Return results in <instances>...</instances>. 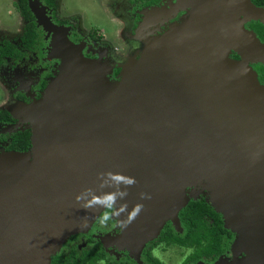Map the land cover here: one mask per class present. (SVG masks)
<instances>
[{
  "label": "water",
  "instance_id": "water-1",
  "mask_svg": "<svg viewBox=\"0 0 264 264\" xmlns=\"http://www.w3.org/2000/svg\"><path fill=\"white\" fill-rule=\"evenodd\" d=\"M191 2L187 27L121 97L99 100L110 67L71 54L62 39L69 61L52 79L58 86L37 146L0 160V264H50L108 201L123 221L116 240L137 260L166 222L181 233L177 213L190 200L182 189L194 180L212 186L215 200L205 202L237 234L242 264L264 259V86L248 66L264 57V45L236 19L264 23V10L249 0ZM27 4L35 21L58 29ZM81 62L84 77L75 71ZM28 152L36 160L18 167ZM162 193L177 204L163 217L162 206L141 203Z\"/></svg>",
  "mask_w": 264,
  "mask_h": 264
},
{
  "label": "rangeland",
  "instance_id": "rangeland-1",
  "mask_svg": "<svg viewBox=\"0 0 264 264\" xmlns=\"http://www.w3.org/2000/svg\"><path fill=\"white\" fill-rule=\"evenodd\" d=\"M27 1L33 10L35 8L40 9L42 17L47 18L48 22L52 24L47 15L48 11L42 6L40 0ZM144 1L146 0H53V9L50 11L54 12L57 19L67 23L68 27L53 31L51 28L48 29L42 20H36L44 33L42 45L38 46L34 52L24 51V57L20 61L4 59L0 64V109L1 107L6 108L16 119L14 125H0V138L7 139L16 131L31 130L33 126H37L39 132L42 133L47 110L41 114L37 112L36 101L38 100L32 101L30 108L14 104L20 108L18 115L12 113L11 108L14 106L12 102L21 82H25L28 87V92L25 91V95H31L30 100H34V95L37 94V84L47 75H52L55 72L56 64L54 61L47 60L46 50L57 33L62 34L63 40L69 43L70 53L80 58L89 57L94 58L93 61H100L102 58L100 53L107 51V61L103 63L109 66L111 71L110 74H105L106 79H104V83L101 84L98 92L101 95L98 97L99 100L106 101L109 97L107 95L119 94L116 96L121 97L125 94L127 89L143 75L151 61L187 27L192 18L193 5L191 0H159L157 5L150 8L151 11L144 7ZM219 1L228 2L229 0ZM12 3L13 0H0V44L11 43L21 49L19 37L24 23L14 10ZM154 16L158 18L156 22H152ZM240 18L241 16L236 19L243 29L245 23L258 19L255 16H246L243 17V20ZM91 31H94L95 36L101 37L98 42L91 41L89 36ZM70 40L81 42L73 46ZM230 56L229 53L228 57L230 58ZM114 66L119 70L115 76L111 75ZM248 66L250 67V65ZM19 75L24 77L21 78ZM26 76L30 77L29 80L25 78ZM255 78L259 86H264V75L259 79L257 76ZM24 79L26 81H23ZM6 145L7 142L0 143V160L6 158L3 151ZM35 160L36 154L28 152L27 159L18 167H28ZM211 189L212 186L205 180H194L192 184L186 185L182 192L189 199H203L209 204L215 200ZM114 211L115 208L112 203L106 202L98 218L94 220L96 222L90 226L91 233L96 231L109 233L112 231L117 226L114 227L113 224L117 221L114 217ZM260 213L264 221V206H261ZM119 222L120 225H123L121 219ZM228 229L231 230L230 227ZM84 234L71 235L76 237L73 240L69 239L71 236L66 238L56 255L66 253L71 246L78 247V249L93 247L92 244L85 242L88 236ZM148 250L154 258L163 264H181L182 260L191 252L189 249H180L173 245L158 242L154 246L150 245ZM123 251L110 250L109 253H105L104 261L96 264H142L140 256L137 260L132 259V261L128 258L129 254L126 255ZM240 254H242L240 251L231 246L230 254L228 253L227 256L220 257L208 264H242L245 261V255L241 256ZM246 264H264V259H257Z\"/></svg>",
  "mask_w": 264,
  "mask_h": 264
},
{
  "label": "trees",
  "instance_id": "trees-1",
  "mask_svg": "<svg viewBox=\"0 0 264 264\" xmlns=\"http://www.w3.org/2000/svg\"><path fill=\"white\" fill-rule=\"evenodd\" d=\"M52 1L44 0L46 6H51ZM251 3L256 7L264 6V0H251ZM12 6L24 22L20 37L21 46L29 50L39 39L34 16L28 7L27 0H13ZM252 29L258 39L264 43V24H254ZM91 37L93 40H98V37L93 35ZM4 57L19 58L20 54L12 45L3 44L0 46V59ZM0 121L10 122L12 119L7 112L1 111ZM29 148V132L24 131L11 136L7 152H26ZM177 218L181 233L174 231L171 224L166 222L162 226L156 241L190 249L191 253L184 259L182 264L207 263L217 259L227 249L230 237L223 228L221 216L214 212L203 199L189 200L178 211ZM141 255L144 264H163L152 257L147 250H142ZM100 260H104V256L101 252H98L97 248H94L93 250L81 251L79 254L72 250L67 256L55 255L50 264H95Z\"/></svg>",
  "mask_w": 264,
  "mask_h": 264
},
{
  "label": "flooded vegetation",
  "instance_id": "flooded-vegetation-1",
  "mask_svg": "<svg viewBox=\"0 0 264 264\" xmlns=\"http://www.w3.org/2000/svg\"><path fill=\"white\" fill-rule=\"evenodd\" d=\"M250 2H251V0H249ZM158 2H159V0H146V1H144L143 2V5H144V7L145 8H149V10L151 11V7H154L155 5H157L158 4ZM40 3L42 4V6L43 7H45L46 8V10L48 11V13H47V15L50 17V21H51V23L54 25V26H56V27H58V28H62V27H65V28H67L68 27V25H67V23H65V22H63V21H60L59 19H57L56 17H55V14H54V12H52V11H50V10H52L53 8H52V3H51V6H46L45 5V2H44V0H40ZM252 4V3H251ZM253 5V4H252ZM253 6H255V5H253ZM256 7V6H255ZM256 8H261L262 10H264V6H262V7H256ZM19 15V14H18ZM158 16V15H157ZM157 16H154V18H153V20H152V22H156L157 20H158V18H157ZM21 18V17H20ZM261 18L262 19H264V15L263 16H261ZM22 19V18H21ZM261 19V20H262ZM23 21V20H22ZM34 21H35V19H34ZM24 23V22H23ZM254 24H264V23H262L261 21H260V19H257V20H251V21H249V22H247V23H245L244 24V29L245 30H247V31H250V32H252L253 34H254V36H255V38H256V40L258 41V42H260L262 45H264V43H262L259 39H258V37L256 36V34L254 33V31H253V29H252V25H254ZM35 25H36V29H37V31H38V34H37V36H39V39H37L36 40V42L33 44V46H32V48L31 49H25V48H23L22 46H21V43H20V37H21V35H22V32H23V27H22V30H21V35H20V37H19V44H20V48L21 49H18L17 47H15L13 44H11V43H5V44H10V45H12L14 48H15V50L20 54V57L19 58H10V57H4V58H2V59H0V64H1V62H2V60H4V59H11V60H14V61H20V60H22L23 59V57H24V51L25 52H34L36 49H37V47L38 46H40V45H42V37H43V30H42V28H40L37 24H36V21H35ZM23 26H24V24H23ZM92 33V34H91ZM91 35H93V36H95L94 35V31H91L90 33H89V36H90V39H91V41H93V42H98L99 40H100V38L101 37H99V36H95V37H98V40H93L92 39V37H91ZM62 39H64V37H63V35L62 34H60V33H57L56 34V36H55V38L53 39V40H51V42H50V44L48 45L49 47H48V49L46 50V55H47V60L48 61H54V64H56V70H55V72L52 74V75H47L43 80H41L38 84H37V94L36 95H34V100H30V98H31V95L29 96V95H25L26 93H25V91H27L28 92V87H27V85L25 84V82H21V85H20V88L18 89V91H16V94H15V97H14V100H13V102H12V104L14 105V104H18L19 106H25V107H28V106H30L34 101H36V100H38L39 98H40V96H41V94L43 93L44 94V92H45V90H46V88H47V86L50 84V82L52 81V79L53 78H55L57 75H58V72H59V67L61 66V61H66V59L65 58H67L68 56H70V54L68 53V51H67V47L63 44V42H62ZM69 39H71V38H69ZM71 41V40H70ZM72 42V41H71ZM81 42V41H80ZM80 42L78 41V42H72V45L73 46H76L77 44H80ZM3 44H0V46H2ZM81 53V52H80ZM83 55H84V53H82ZM100 54H102V58H100V61H102V62H104V61H107V56H108V53H107V51L105 52H103V53H100ZM230 58L231 59H234V60H237L238 59V57L233 53V52H231L230 53ZM84 56H86V55H84ZM86 57H88V56H86ZM85 59H89V60H94V58L92 59V58H85ZM109 62V61H108ZM111 63V62H110ZM112 64V63H111ZM250 67H251V69L255 72V74H256V76H257V78L259 79L262 75H264V66L263 65H261V64H251L250 65ZM119 72V70L117 69V68H115V66H114V69H112V73H111V75H116L117 73ZM21 78L22 77H24V76H21V75H19ZM110 78H111V76H109ZM27 80H29V76H26L25 77ZM23 81H26L25 79L23 80ZM33 84V83H32ZM41 85H43V87H41ZM46 87V88H45ZM44 90V91H43ZM23 93H22V92ZM20 94H23V96H20ZM33 101V102H32ZM16 105H14L12 108H11V111H12V113H15L16 115H18V114H20V108L19 107H17ZM1 111H5V112H7L8 113V115L11 117V119H12V121H10V122H4V121H0V125H14L15 123H16V119H15V117H13V115H11V113H10V111H8L6 108H4V107H1V109H0V112ZM24 131H28L29 132V141L31 142V137H30V134H31V131H30V129H23V130H19V131H16L15 133H13V134H11L10 136H9V138H7V139H1L0 138V143H6L7 142V145H6V147L3 149V151L4 152H7V147H8V145L10 144V139H11V136L12 135H14V134H16V133H19V132H24ZM10 152V151H9ZM190 200H192V199H190ZM194 200H199V199H194ZM117 220V219H116ZM96 222V221H95ZM94 222V223H95ZM116 222V223H115ZM115 222H113V224H114V227L115 228H113L112 229V231H110L109 233L108 232H101V231H96V232H94V233H91V227H90V229L84 234V235H86V236H88L87 237V239H86V243L87 244H92L93 245V247H91V248H84V249H78V247H73V246H71L69 249H68V251L66 252V253H64V254H58V255H62V256H67L69 253H70V251H74L75 253H77V254H79L81 251H85V250H93L94 248H97V250H98V252H101L102 254H103V256H104V259H105V253H109V251L110 250H112V251H115V250H119V251H123L126 255H128L129 253L125 250V248H124V246L122 245V244H120L119 242H113V240L111 241V239H109V240H106L105 241V244L103 243L102 244V242L100 241V237H103V236H105V235H109L110 237H114V236H118V234L120 233V230H121V227H120V224L117 222V221H115ZM227 232H228V235H229V240H228V245H227V249L217 258V259H219L220 257H225V256H227V254L229 253L230 254V252H231V246H232V243H233V241L235 240V238H236V236H237V234L235 233V232H232V231H230V230H228V229H225ZM76 237L75 236H71L69 239H75ZM157 238H158V236L154 239V240H152V241H149V242H147L145 245H144V247H143V249L142 250H147L149 253H150V251L148 250V247L150 246V245H155V243H157L158 241H156L157 240ZM156 241V242H155ZM152 242H154L153 244H152ZM158 243H163V242H158ZM95 244V245H94ZM163 244H166V243H163ZM104 245V246H103ZM167 245H172V244H167ZM173 246H176V245H173ZM176 247H178V246H176ZM178 248H180L181 249V247H178ZM182 249H187V248H182ZM141 250V251H142ZM190 250V249H189ZM191 251V250H190ZM191 253V252H190ZM189 253V254H190ZM242 254H240L241 256H244L245 254L243 253V252H241ZM151 254V253H150ZM188 254V255H189ZM187 255V256H188ZM152 256V255H151ZM186 256V257H187ZM140 257H141V259H142V255H141V253H140ZM153 257V256H152ZM185 257V258H186ZM246 257V256H245ZM128 258H130V260H132V258L131 257H129V255H128ZM184 258V259H185ZM156 259V258H155ZM184 259L182 260V263H183V261H184ZM217 259H215V260H217ZM215 260H212V261H210V262H213V261H215ZM101 261H104V260H100V261H97V262H101ZM133 261V260H132ZM96 262V263H97ZM95 263V264H96ZM181 263V264H182ZM196 263H199V262H196ZM201 263H204V262H201ZM209 262H207V263H204V264H208ZM142 264H144L143 263V259H142ZM187 264H190V263H187ZM194 264V263H193Z\"/></svg>",
  "mask_w": 264,
  "mask_h": 264
},
{
  "label": "bare ground",
  "instance_id": "bare-ground-1",
  "mask_svg": "<svg viewBox=\"0 0 264 264\" xmlns=\"http://www.w3.org/2000/svg\"><path fill=\"white\" fill-rule=\"evenodd\" d=\"M65 59H66V61H69V60H67L68 58H65ZM81 64L82 65L79 66V67H77V69L75 71L76 72H79L81 77H84V74L87 73V65L84 64L83 62H81ZM71 69H73V67L72 68L70 67V70ZM64 72L66 73L67 70H66L65 67H62L61 68V74H63ZM68 72H69V69H68ZM73 72L74 71H72V73ZM57 86H58V83L55 82V81H51L50 84L47 86V88H46V90H45V92H44V94L42 96L41 101L37 104L38 105L37 106V112L39 114H41L43 111L47 110V108L49 109V107H50V106H48V104L50 102L49 101L50 100L49 98H51L52 96H55L54 93L56 91L55 89L57 88ZM38 140H39V136H38L37 127H32L31 128V145L33 146V148H35L37 146ZM165 189H167L166 185H165V187H160L159 189H156V190L158 192L160 190L163 192ZM158 192H156V193H158ZM163 194L164 193H162L161 195H154V196L151 197V199L145 200L144 202H141V203H143L144 205H159V208L162 206V209H165V211H163V212H165L162 215V217H163V216H165L168 213V211H170L174 206L177 205V204L174 205L175 203L173 202V200H174L173 197L166 198V196L163 195ZM167 205L169 206L168 209L166 208ZM159 208H157V209H159ZM160 213H162V212L159 211L158 214H160Z\"/></svg>",
  "mask_w": 264,
  "mask_h": 264
},
{
  "label": "crops",
  "instance_id": "crops-1",
  "mask_svg": "<svg viewBox=\"0 0 264 264\" xmlns=\"http://www.w3.org/2000/svg\"><path fill=\"white\" fill-rule=\"evenodd\" d=\"M261 58V59H260ZM251 64H261L264 66V57H255V58H252L248 61V65H251ZM116 237L117 236H114L113 238L108 236L107 240L111 239V241L113 240V242H119L118 240H116ZM120 244L122 245H125L123 241L120 240L119 242Z\"/></svg>",
  "mask_w": 264,
  "mask_h": 264
}]
</instances>
